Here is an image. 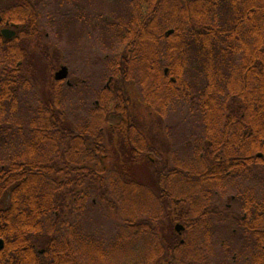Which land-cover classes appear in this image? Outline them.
<instances>
[{
  "label": "trees",
  "instance_id": "trees-1",
  "mask_svg": "<svg viewBox=\"0 0 264 264\" xmlns=\"http://www.w3.org/2000/svg\"><path fill=\"white\" fill-rule=\"evenodd\" d=\"M53 2L55 13L65 5V0ZM128 3L134 4L133 1ZM44 4L39 2L40 8L45 7ZM146 4L145 11L139 6L120 9L124 18L113 26L117 27L118 40L125 44V49L114 58L102 60L103 67L107 66L113 76L110 91L120 98H114L113 104L119 103V108L113 113L126 117L123 122L119 119L103 121L101 128L131 131L129 137L118 139L120 154L114 152L112 161L117 165L113 166L103 167L99 163L97 157L107 155L108 151L104 146L97 148L86 142L91 138L85 136L82 123L67 121L64 84L61 82L52 81V95L44 94L38 108L34 107L33 113L44 118V122L33 119L31 128L35 137L31 141L14 135L4 136L3 131L8 134L7 131L16 130L19 123L10 118L15 115V105L3 95L2 67L8 48L0 38V238L4 241L0 264H118L117 249L129 250L132 246L135 259L132 263L128 256L125 257L126 264H145L147 252H151L149 264H166L173 261L174 250L170 248L174 243L182 240V247L186 248L185 244L191 242L193 227L202 228V240H207L206 228L212 225L213 219L207 211L214 188L207 169L184 167L178 176L174 168L166 166V161L164 164L169 149L161 147L159 150L160 143H153L157 151L144 147V137L151 141L155 139L159 120L152 119L148 128L141 116L133 115L139 112L130 106L132 83L136 84L143 102L150 104V108L146 107L142 113L156 117L180 113L177 102L191 100L192 91L196 94L199 100L196 112L201 118L194 122L182 121L183 128L188 125L195 134L187 141L183 140L179 161L207 162L216 145L213 141L225 139L232 164V180L250 172L249 168H235V164L258 163V179H261L258 225L264 226V0H146ZM255 4H258L257 33L253 31L255 26L247 20L255 16L245 9ZM58 16L61 18L64 14L59 12ZM239 18L246 20L245 23L235 21ZM56 22L64 23L62 20ZM55 26L50 25L47 32L53 33V27L59 37L61 28ZM169 30L172 33L168 36ZM38 33H43L41 25H38ZM255 52L258 53V106L251 113L258 114V118L208 117L218 113L219 105L211 106L208 98L212 89L214 97L222 95L220 89L228 58L232 65H238L235 60ZM40 60L51 68V72L57 70L62 61L55 55ZM164 70H167L166 74ZM211 70L215 76H220L218 82L208 81ZM106 73L104 71L103 75ZM23 76L31 74L23 73ZM37 81H41L40 75ZM27 88L23 86L24 90ZM109 112L103 111L104 114ZM188 113L192 110L188 109ZM110 123L112 128L108 126ZM195 135L197 144L190 147L189 141L194 142ZM20 144L53 146L52 180L47 179L49 171L45 158L43 164H25L16 169L9 162L11 164L3 168L5 156L15 160L16 147ZM223 144L221 141L220 145ZM147 153L157 158V165L150 163L145 156ZM84 161L85 167L81 163ZM144 161L152 167L149 165L150 169H146L147 180L143 182L134 171L143 166ZM171 161H176L175 157H171ZM20 171L21 179L15 175ZM242 187L231 183V192ZM49 194L53 195L52 199L47 197ZM6 196L9 205L4 207ZM177 206H180L179 210L174 209ZM95 217L113 219V233L109 239L88 232V225ZM231 220H234L233 216ZM215 221L220 225L227 224L226 216ZM175 223L184 228L180 237L173 230ZM164 226L166 231L162 230ZM158 242L171 245L157 250ZM185 258L190 261L191 255Z\"/></svg>",
  "mask_w": 264,
  "mask_h": 264
},
{
  "label": "flooded vegetation",
  "instance_id": "flooded-vegetation-1",
  "mask_svg": "<svg viewBox=\"0 0 264 264\" xmlns=\"http://www.w3.org/2000/svg\"><path fill=\"white\" fill-rule=\"evenodd\" d=\"M4 7H0V38L4 41V46H7V50L4 55L2 67L3 76V95L12 105H15L14 118L18 121V128L13 131H7L8 134L4 136H16L17 138H29L30 141L35 137L34 130L31 128L33 119L40 122H44V118H39L33 113L34 107L44 99V94L47 97L53 93V82L55 72L61 67L67 68V77L63 81H58L64 84V96L67 109V121L73 123L78 121L84 125V134L89 135L91 140L86 141L90 144H94L95 147L101 148L104 146L108 153L107 155L97 157L100 164L103 167L117 165L116 161L113 163L114 152L119 153L120 145L118 139L122 136L129 137L131 131L128 130H113V125L108 124L112 129H102L101 123L107 120L119 119L123 122L126 115H117L113 111L117 110L119 106L113 104L114 97L111 90V83L113 82V76L110 74V70L102 65V30L104 23L102 21L112 20L115 15L118 18L120 12L119 0H65V5L62 12L64 17H61L59 21H64L66 25L78 24L80 30H67L63 35L58 37V33L43 32L38 33V25H55L58 21L55 19V8L53 0H7ZM102 1L110 5L105 4V8L110 9L111 6L114 9H110L113 16L108 19L102 14ZM130 1V0H128ZM142 4L146 3V0H139ZM39 2L45 3V7L40 8ZM130 4V3H128ZM243 7V5L241 6ZM44 8H52V11L47 15L41 16V10ZM237 9V7H235ZM240 9V6L238 7ZM245 9L250 10L249 13H253L255 17L247 19L249 23L255 26L257 33L258 29V4L254 6H246ZM122 14V13H121ZM239 23H245L244 19H236ZM46 22V23H45ZM103 23V24H102ZM112 23V22H111ZM68 27V26H67ZM5 31V32H4ZM63 40L66 46L65 53L69 56L82 55L86 58L83 62L78 63L77 70H73L70 64L61 65L51 72V68L46 66L40 60L41 57H48L54 54L56 46L59 45L58 41ZM81 41L86 43L85 47H81ZM77 45V46H75ZM45 52L47 54H45ZM130 52V50H128ZM64 54V53H63ZM248 55L242 57V59L235 60L238 65H232L233 62L228 58V65L223 76L224 84L220 91L222 95L219 97L213 96V89L209 93L208 102L210 105H219L216 111L208 117L211 119H257L258 114H252L253 110L256 111L258 106V53H247ZM47 55V56H45ZM119 54L114 53L112 55L105 56V59L114 58ZM68 56V57H69ZM66 57V55H65ZM87 57H90L87 60ZM71 58V57H69ZM92 59V60H90ZM69 61V60H68ZM41 62V67L39 63ZM39 69L46 70L42 77V80L38 82ZM107 73L103 75V72ZM23 73L31 76L25 77ZM167 70H164V74ZM106 76V81L103 83V78ZM208 81L218 82L220 76L210 71L207 76ZM36 80V81H35ZM197 83V82H196ZM133 88H136V84L132 83ZM23 86L29 88L23 89ZM111 92V93H108ZM137 92V91H136ZM109 94V97H107ZM196 94L192 91V98L189 101L179 100L177 108L180 113L169 114L166 117H156L151 113H142L146 107L150 108V104H145L140 96H137V105L135 110L139 113L133 114L134 116H141V119L145 121L148 128L151 127V120H159V129L156 131L155 139L151 141L147 139L143 134V145L145 148L156 150L153 143L158 144L159 150L164 147L165 150L169 149V156L164 158L167 162L168 168H174L176 174L179 176L180 170L184 167L200 168L205 167L207 169L208 179L212 180L214 188L211 192L210 209L207 214L212 219V225L207 229V240H202V228L193 227L191 242L185 244L186 248L182 247L184 242L180 240L178 243H174V247L170 248L174 250L173 261L166 264H264V226L258 225V203L261 204L260 187L261 179H258V163L253 164H235L237 169L249 168L250 172L242 175L244 177L231 178V166L229 162V147L225 139L213 141L216 145L213 146L211 151V158L207 162L201 163H181L180 156L182 153L183 140L195 134V132L189 129L186 125L183 128L182 121H198L201 116L196 112L199 105V100L195 97ZM131 101V99H130ZM180 102V104H179ZM190 105V107H189ZM131 108L134 109L135 104L131 101ZM25 107V110H24ZM241 107H244L241 109ZM139 108V109H138ZM240 108V110H238ZM188 109L192 110V113H188ZM109 110V113L104 114L103 111ZM112 110V112H111ZM183 110L186 113L183 114ZM8 111V109H6ZM13 110H10L12 112ZM24 111V113H23ZM249 111V112H248ZM182 112V114H181ZM223 112V113H219ZM25 121V122H24ZM172 123V126L167 123ZM28 122V123H27ZM49 122V120H47ZM92 129H88L91 127ZM172 127L173 129H170ZM149 132L144 130L143 132ZM49 132V131H48ZM217 134L216 132H212ZM34 134V135H33ZM93 138V139H92ZM197 135L194 136V142L190 147L197 144ZM224 144L221 146L220 142ZM162 143V144H161ZM210 143V142H209ZM212 143V142H211ZM17 148V154L15 160H11L5 156L3 162V168L12 162L16 169H19L25 164H43L44 158L46 159V167L49 171L47 176L48 180L53 179V173L51 170L54 165V150L53 146L46 147H34L33 145L20 144ZM116 149V150H114ZM158 153V152H157ZM159 155V153H158ZM151 164L157 165V158L153 157L151 153L145 155ZM171 157H175L174 162L171 161ZM103 159L106 161L103 162ZM156 159V160H155ZM39 160V161H37ZM83 166H86V161L81 162ZM11 164V163H9ZM146 169H150V166L144 162L141 163ZM132 164L131 166H134ZM93 166V165H92ZM95 166H99L96 164ZM22 177V172L19 174ZM246 175H248L246 177ZM233 181V182H232ZM231 183L239 184L243 186L235 188V193L231 191ZM49 199L53 198V195L47 196ZM4 207L9 205L7 196L3 203ZM174 209L179 210L180 206ZM226 216L227 224L220 225L216 223V218ZM233 216L234 220H231ZM233 223V224H232ZM175 223L173 230L180 237L184 232V228L176 230ZM162 230L166 231V227H162ZM206 233V232H205ZM1 239V238H0ZM4 242V241H3ZM171 243L163 244L158 242L155 245L157 250L165 249V246L170 247ZM189 247V251L187 248ZM4 248V246H3ZM2 248V250H3ZM0 250V251H2ZM131 250V262L135 259V251L132 246ZM144 258L145 264H149L148 258L151 252H147ZM188 255H191V260L187 261ZM165 264V263H160Z\"/></svg>",
  "mask_w": 264,
  "mask_h": 264
},
{
  "label": "rangeland",
  "instance_id": "rangeland-1",
  "mask_svg": "<svg viewBox=\"0 0 264 264\" xmlns=\"http://www.w3.org/2000/svg\"><path fill=\"white\" fill-rule=\"evenodd\" d=\"M130 1H133L134 4H128V1H126V0H119V4H120L119 7H120V9L121 8H124V9H121V10H125L127 8H130V7L131 8H135V6H139L144 11L147 10V4L146 3L145 4H142L139 0H130ZM5 2H8V1L7 0H0V7H4L5 6ZM105 4L109 6L110 5V2L106 3L104 1H102V6H101L103 8L102 9V14L104 16H106L108 19H111V16H113V15H112L110 9H114V7L111 6L110 9H107V8H105L106 7ZM50 11H52V8H44L43 11H41V16L47 15ZM64 11H65L64 9L56 10L55 15H58L59 12L62 13ZM149 14H150V12H148V16H149ZM59 18H60L59 16H56L55 17V19H57V20H60ZM120 18L121 19L124 18L122 16L121 12H119L118 18H117V16L114 15L112 17V20H110V21L107 20L106 23H105V21H102L104 23V25H106V26H104V28L102 30V36H101V39H102V51H101V53H102V55H101L102 56V60H103V58L105 59V56L112 55L114 53L121 54V53H123V50L125 49V44L122 41L119 42V40H118V36H117L118 29H117V27L116 26H113V25H116L115 23H117ZM50 25L51 24L48 25V23H47V25H42L43 32H47ZM55 25H56L55 26L56 28H58V27L61 28V34L62 35H63L64 31L67 30V28H68V30H74V31H77V32L80 30V27L78 26L77 23L76 24L73 23V24H70V25H66V23H63L62 22L61 25H60L57 22H55ZM160 30L161 31L164 30L163 29V26H160ZM170 34H168V36ZM58 43H59V45L56 46V49L57 50H54L55 52H54L53 55H55L57 57H60L62 59V61L60 62V64L58 63L57 66L58 67L61 66V65H66L67 66L66 63H68V65L71 63L70 64L71 68L73 70H77V68L79 67L78 63L83 62L84 59L86 60V58L84 56H82V55H76V56H69V55H67L65 53L66 46H65L64 41L63 40H60V41H58ZM79 44H80L81 47H85L87 45V42L86 43H84V42L81 43V41H80L77 45H79ZM77 45H75V46H77ZM65 55H66V57H65ZM68 56L71 57V58H69ZM89 58L90 57H87V60H89ZM90 60H92V59H90ZM38 65H39V67H41V62ZM38 70L40 71L38 73V76L40 75V79L42 80V77L45 74L44 72L46 70L44 69V72L42 71V69H39L38 68ZM105 81H106V76L103 79V83H105ZM130 91L132 92L131 93L132 97L130 99H131L132 103L135 104V106H134V109H135V107L137 105V99H136V97L139 96L138 90H137V88H134V89H131ZM182 112H183V114H185L186 113V110H183ZM182 112H181V114H182ZM167 123L172 126V123L171 122L167 121ZM186 130H187V128H186ZM134 172L137 173V175H138L137 178H139L143 182L145 180H147V178H145V175H146L147 172H146V168H145L144 165L138 167V169H135ZM112 221H113V219L111 217H107V218L95 217L94 220H93V223L94 222L95 223L93 224L91 222L90 225H88L90 228L87 229V230H88V232H93V233L95 232V234H99V237H103L104 239H106V238L109 239L112 236V233H113ZM117 250H119L117 252V254H116L117 255L116 260H117L118 264H126L127 262L124 261V260H125V257L127 258V256L131 260V255H129V254H131V250L130 249L127 250L125 248H123V249L122 248H118Z\"/></svg>",
  "mask_w": 264,
  "mask_h": 264
},
{
  "label": "water",
  "instance_id": "water-1",
  "mask_svg": "<svg viewBox=\"0 0 264 264\" xmlns=\"http://www.w3.org/2000/svg\"><path fill=\"white\" fill-rule=\"evenodd\" d=\"M5 32V31H4ZM172 31H168L167 34H170ZM67 77V68L65 66H61L56 72H55V76H54V80L55 81H63L65 80ZM182 229V226L177 224L176 225V230L179 231ZM4 246V242L2 239H0V250H2Z\"/></svg>",
  "mask_w": 264,
  "mask_h": 264
}]
</instances>
